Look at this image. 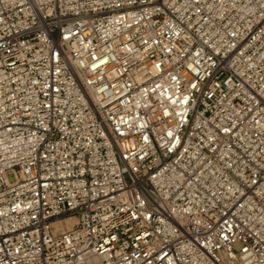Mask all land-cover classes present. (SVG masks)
I'll use <instances>...</instances> for the list:
<instances>
[{
  "label": "built area",
  "instance_id": "built-area-1",
  "mask_svg": "<svg viewBox=\"0 0 264 264\" xmlns=\"http://www.w3.org/2000/svg\"><path fill=\"white\" fill-rule=\"evenodd\" d=\"M0 264H264V0H0Z\"/></svg>",
  "mask_w": 264,
  "mask_h": 264
},
{
  "label": "rangeland",
  "instance_id": "rangeland-1",
  "mask_svg": "<svg viewBox=\"0 0 264 264\" xmlns=\"http://www.w3.org/2000/svg\"><path fill=\"white\" fill-rule=\"evenodd\" d=\"M7 179H8V181H9L10 183L15 182L14 175H13V173H11V172L7 174Z\"/></svg>",
  "mask_w": 264,
  "mask_h": 264
},
{
  "label": "bare ground",
  "instance_id": "bare-ground-1",
  "mask_svg": "<svg viewBox=\"0 0 264 264\" xmlns=\"http://www.w3.org/2000/svg\"><path fill=\"white\" fill-rule=\"evenodd\" d=\"M66 224L68 225V228L73 225V221L71 219L66 221Z\"/></svg>",
  "mask_w": 264,
  "mask_h": 264
}]
</instances>
